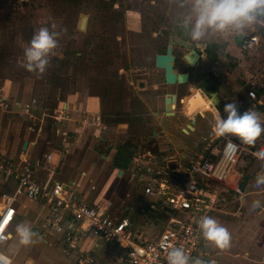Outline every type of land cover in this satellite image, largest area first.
I'll use <instances>...</instances> for the list:
<instances>
[{
  "label": "rangeland",
  "instance_id": "obj_1",
  "mask_svg": "<svg viewBox=\"0 0 264 264\" xmlns=\"http://www.w3.org/2000/svg\"><path fill=\"white\" fill-rule=\"evenodd\" d=\"M178 11L175 0H0V128L5 127L11 133L26 132L30 138L37 137L39 132V138L45 141L43 145L53 149L52 164L58 165L57 178L74 182L71 188L83 184L86 203L96 199L110 201L116 216L124 214V207L131 204L136 186L130 179V171L122 177L118 175L113 160L118 149L126 150V137H135L133 143L146 141L152 131L163 128L162 122L167 121L165 127H171L173 120H179L181 110H185L183 102L178 104V117H170L164 109L167 93L184 98L189 89L206 78L226 103L236 102L241 113L249 107L264 120V107H253L247 98L253 82L258 86L264 84V24L251 27L244 34L218 35L206 46L198 47L180 26ZM83 16L86 25L82 29L79 24ZM41 27L59 33L58 46L50 52L49 65L43 74L30 72L24 66V49ZM250 34H258L259 44L244 50L242 38ZM171 35L193 43L202 55L195 65H187L184 54L188 47L180 42L173 44L174 68L189 73L184 83L167 84L162 69L155 65V54L165 51ZM241 100L247 102L246 109ZM65 101H70L71 109H64ZM61 113L62 119L81 127L79 134L67 127H61L64 136L56 132L59 127L56 116L61 119ZM207 120L210 125L215 124L209 112ZM205 135L209 138L214 132L208 127ZM234 137L243 146L236 173L213 186L218 210L213 211L212 217L229 225L234 232L242 226L249 231L254 229L257 235L264 234V185L256 186V175L264 168V133L252 144ZM199 138L200 134L195 133L193 139L192 136L187 139L198 142ZM20 147L21 144L19 151ZM65 150L70 154L80 152L75 166L73 161L60 158ZM130 150L136 151L132 147ZM84 153L92 155L83 163ZM250 155L255 161L244 171ZM153 160L149 162L163 166L162 159ZM92 162L97 166L93 167ZM79 163L89 170L88 176L82 173L84 169L80 170ZM245 173L250 174L248 189L237 191ZM14 184L9 180L8 189ZM3 192L0 190V197ZM76 197L83 199L80 191ZM257 200L260 206L253 209ZM24 203L26 207L21 212L29 214L33 208L27 200ZM36 203L42 218L46 205L43 200ZM137 208L133 213L125 212L138 220L133 232L142 229L143 237L155 238L163 228L164 215L141 214ZM238 210L239 214H235ZM44 232L50 233L47 229ZM98 244L103 248L94 251V261L106 247L114 250L116 259L120 255L119 247L108 241L98 240ZM37 245L40 246L37 257L42 264H65L68 259L57 248L48 246L42 237Z\"/></svg>",
  "mask_w": 264,
  "mask_h": 264
},
{
  "label": "built area",
  "instance_id": "obj_2",
  "mask_svg": "<svg viewBox=\"0 0 264 264\" xmlns=\"http://www.w3.org/2000/svg\"><path fill=\"white\" fill-rule=\"evenodd\" d=\"M259 41L258 34H250L242 38L241 48L251 50ZM247 96L253 107L264 106V84L258 86L253 82ZM229 142L236 147H229ZM242 147L238 139L227 135L221 143L207 141L199 155L180 166L154 168L143 165L144 160L139 159V169L143 172L135 175L136 187L154 200L152 208L165 215V224L153 239L133 234L131 218L112 215L110 201L86 203L77 199L72 184L55 178L57 166L52 164V151H44L34 160L23 154L20 157L26 160L20 166L14 165L15 157H8L0 151V177L15 183L0 197V232L9 233L20 199L43 200L47 214L41 234H46L44 230L47 229L49 235H59L66 256L74 255L82 237L89 233L124 248L122 264H168L167 253L173 246L182 247L192 260L215 264L199 221L214 209L216 192L213 186L232 176ZM36 168L46 172L44 179L37 178ZM236 190H240L238 186ZM3 224H6L4 228ZM2 245L0 254L11 260ZM76 260L77 264L92 263L87 257Z\"/></svg>",
  "mask_w": 264,
  "mask_h": 264
},
{
  "label": "crops",
  "instance_id": "obj_3",
  "mask_svg": "<svg viewBox=\"0 0 264 264\" xmlns=\"http://www.w3.org/2000/svg\"><path fill=\"white\" fill-rule=\"evenodd\" d=\"M201 57L202 55L199 53V58L197 62L201 59ZM182 100L183 98L180 99L178 95H176V102H175L174 107L172 108L173 114H167V113L166 114L169 115L170 117L172 116V117L177 118L178 116H176V113L178 111L177 110L178 104ZM244 102L247 104L246 101ZM93 103L94 102H92V104ZM62 106L64 107L65 110L71 109L70 101H67V102L65 101L64 104H62ZM258 106H262V105H258ZM164 109H165V103H164ZM246 110L250 111L249 107ZM82 111L87 112L86 109H83ZM62 113L60 117L62 116ZM180 113H181L180 118H178L179 120L178 121L173 120V124L172 125L170 124L171 127H165L167 126L166 124H169L167 121L166 123L162 122L163 128H161V130L152 131L150 137L146 141H140V142L138 141V143L137 142L133 143L132 142L133 137L128 136L125 138L126 145L130 147L129 150L132 147L136 151L130 150L133 153V155L130 159V162L128 163L126 167L124 168L118 167L117 173L119 176L122 177L126 171L128 172L130 171L131 172L130 179L134 181L135 183V175H138L140 174V172H143L142 170L139 169L140 168L139 159L144 160L143 165L153 166L154 168L162 167V166H155L153 162H151L152 164L149 162V161H152L153 159H154L153 161L156 162L155 160L157 158L162 159L160 162L163 164L164 167L165 166H170V167L180 166V165L185 164V162L195 158L197 155H199L203 151L204 145L206 144L207 141L216 140V142L218 143H221L223 141L224 136L216 137L215 135H212L209 138L206 137L205 133L208 127H210V130L213 131L214 126H215V124L210 125V123L208 122L207 120L208 112H206L204 115L200 113H197V115L195 114L194 120L187 117L183 110H181ZM56 117L59 122L58 123L59 127L56 130L57 133L61 134L62 136L65 135V132L63 131L61 132V127H67L68 130H73L75 133H78V134L80 133L81 127L79 126L76 127L73 121L68 120V119H67L68 121L67 120L65 121V119H62V117L61 119L59 118V116H56ZM4 129L5 127L3 129L0 128V151L8 157H15L14 161L21 162L22 160H26L25 157L31 158L33 160L35 158L34 156H38L40 153L44 151L53 152V149L50 146H46L45 144L43 145L45 141L43 140L41 136L39 138V135H40L39 132L37 134V137L30 138L28 137V134L26 132L21 133V131H18L17 133L16 132L11 133L9 130L6 131V129L5 130ZM153 132H156V134L153 135ZM195 133L200 134V138L198 139V142L195 140L187 139L190 136H192V139H193V134ZM81 135H83V133H81ZM185 136H187V138ZM24 138H26V140L28 141L25 151H23L22 149ZM7 139H9L10 141H7ZM133 139H135V137ZM7 143H9V145ZM20 144H21V147L19 151L18 148ZM72 146H74V143ZM23 154L25 155V157H20ZM84 154L86 156L85 158L82 159L83 163L86 160H89V157L92 155L90 153H84ZM146 156H148V160H146ZM73 157H75V160H73ZM79 157H80V152L70 154L69 150L62 151L61 156H60L62 160L63 158H65V160L68 162L73 161L72 162L73 164L77 163V158ZM53 159H54V153H53L52 163L54 161ZM78 161H81V160H78ZM83 163L81 164L79 163L80 170L84 169L82 173L88 176L89 170H85L86 168H83ZM54 165L58 167L57 164H54ZM92 165L93 167L97 166L95 162H92ZM235 173H236V169L234 170L233 174ZM35 174L38 179H44L46 172L42 170L41 168H36ZM57 174L58 172H56L55 178L57 180H60L57 178ZM0 179L2 180V181L0 180V183H1L0 190L10 191L12 188L11 189L9 188L10 190L8 189L9 180L8 181L3 180L1 177ZM70 183L74 185V182H70ZM249 183L250 182H248L247 180L243 190L248 189ZM74 189H75L74 192L76 194L78 191H80L83 197V199L81 200L83 201L84 198H86L84 196L86 195V192H87L83 184H81V186L79 185L78 187H75ZM25 200H27V203L31 205L33 208L32 212H30L29 214L21 212V209L22 208L24 209L26 207V204L24 203ZM130 201H131V204L124 207V214H122L121 216H127L125 212L133 213V210L136 206H138L137 208L138 212H140L141 214L149 213L151 215V214H158L160 212L157 209H154L151 207V204L154 202V200L150 196L144 194L142 189L139 187L138 188L136 187L134 194H132ZM93 202H99V201L96 199L89 203H93ZM38 207H39L38 204L34 200L20 199V201L16 203L15 216L8 228V231L9 233H11L12 238L9 239L7 242H5L1 247L2 250L11 258V264H42L41 262H39V258L37 257V254L40 248V246H38L37 244H38V241H40V237L43 238V241L48 246L57 248L63 254V256L68 258L64 260L65 264H75L74 260H76V258L78 257H82L84 259L87 257L88 259L92 260L91 262L93 264H122V256L125 253V249L122 248L121 246L112 244L109 241L108 242L110 244L119 247L120 255H117V259H116V255H114V250H111L108 247H106V249L104 248V250L100 253L98 260L94 261L93 256H92L94 251L96 249L101 250L103 248L101 244H98V240H105V239H98L89 233L82 237L81 241L79 242L76 248L74 255L66 256L63 253L62 244L58 240L59 235L55 234V236H51V235L41 234L42 233V222L44 220L45 215L47 214V207L45 206L46 210L42 212V215H43L42 218L40 217L41 212L37 211L39 210ZM112 207L113 206L111 205V213L112 215L116 216ZM214 208L215 209L209 212L208 214L209 217L213 216V211L218 210L216 209L217 207L215 205H214ZM234 212L235 214L236 212L239 214L240 210L234 211ZM161 214L163 213L161 212ZM121 216H116V217H121ZM164 218H165V215H164ZM27 220L30 221L27 225H30L32 230L36 232L38 235L33 238L34 243L25 246V245L19 244V238L16 235L15 229L18 224H21V223L24 224ZM131 221H132V228H134V224L137 223L138 220L131 219ZM164 224H165V221H164ZM219 224L226 227L229 230L231 234V240H230V246L227 249H220L214 243L207 240L208 249L213 253L214 258L216 260L215 264H264V234L263 233H260L259 235H257L254 229H251L249 231L247 230L246 227L243 229L242 226L241 228L240 227L237 228L236 232H234L230 229L229 225H224L221 222H219ZM262 228L264 229V225L262 226ZM137 233L141 234L143 237L142 229L138 231ZM133 234L135 233L133 232ZM7 249L10 251L6 252ZM92 263L84 261L82 264H92ZM57 264H62V263L59 262Z\"/></svg>",
  "mask_w": 264,
  "mask_h": 264
},
{
  "label": "clouds",
  "instance_id": "obj_4",
  "mask_svg": "<svg viewBox=\"0 0 264 264\" xmlns=\"http://www.w3.org/2000/svg\"><path fill=\"white\" fill-rule=\"evenodd\" d=\"M178 8L180 26L187 32L190 40L198 47H204L213 37L225 33L244 34L257 24H264V0H175ZM59 33L50 32L47 27L36 31L24 49L25 68L30 72L43 74L49 65L48 56L58 46ZM224 116L217 111L214 135L222 137L228 134L238 137L247 144L264 133V120L255 111H239L236 102L226 103ZM229 147L236 146L229 142ZM264 185V168L256 175V186ZM260 206L254 201L252 208ZM199 228L204 239L214 243L220 249L230 246L231 234L216 219L207 215L201 217ZM19 244L34 243V232L30 225L18 224L15 229ZM11 233L0 232V245L11 239ZM168 264H204L200 259L192 260L182 247L173 246L167 253ZM0 264H11V260L0 254Z\"/></svg>",
  "mask_w": 264,
  "mask_h": 264
},
{
  "label": "water",
  "instance_id": "obj_5",
  "mask_svg": "<svg viewBox=\"0 0 264 264\" xmlns=\"http://www.w3.org/2000/svg\"><path fill=\"white\" fill-rule=\"evenodd\" d=\"M85 25H86V17L83 16L80 20L79 27L83 29V28H85ZM177 42H180V43H182L188 47L189 51L186 54H184V60H186L188 62V64L194 65L199 58V53L196 51L195 45L193 43H188L187 41L179 40L178 38L171 35L167 41V46H166L165 52L155 54V65L159 66L163 70L164 81L167 84H177V83H184V82L188 81V73L187 72H185V71L184 72H178L177 69L174 68L175 56L173 54V44L177 43ZM207 93H208V96H210V98L214 100V102L217 105V108L220 110V108L218 107V105H219L218 98L213 97L211 95V93H209V92H207ZM169 100H173L175 102L176 94L167 93L165 95V98H164L166 113L167 114H173L172 108H170V106L168 104ZM220 112H221V110H220ZM155 134H156V132H153V135H155ZM27 144H28V141L25 140L23 142V145H22L23 151H25ZM109 148H111V146H109ZM248 177H249L248 173L243 174L242 179L239 183V189L240 190L244 189L245 184L248 180Z\"/></svg>",
  "mask_w": 264,
  "mask_h": 264
},
{
  "label": "flooded vegetation",
  "instance_id": "obj_6",
  "mask_svg": "<svg viewBox=\"0 0 264 264\" xmlns=\"http://www.w3.org/2000/svg\"><path fill=\"white\" fill-rule=\"evenodd\" d=\"M185 63L189 65L186 60H185ZM188 79H189V73H188ZM207 92L211 93L213 97L218 98V101H219L218 107L220 108L222 113L217 108V105L214 102V100L211 99L210 96H208ZM182 102H183L184 109H185L184 111H186L185 112L186 116L191 118L192 120L195 119V114L197 113L204 115L206 112H209V114L212 115V118H214V120H216L217 111H219L221 116L225 115V113L223 112V107L226 104V102L218 94L214 86L209 81H207L206 78H203L199 82V85L197 87L189 89L185 97L183 98ZM241 105L242 107H245V109L247 108V104L243 100H241Z\"/></svg>",
  "mask_w": 264,
  "mask_h": 264
},
{
  "label": "trees",
  "instance_id": "obj_7",
  "mask_svg": "<svg viewBox=\"0 0 264 264\" xmlns=\"http://www.w3.org/2000/svg\"><path fill=\"white\" fill-rule=\"evenodd\" d=\"M125 148L126 150L124 151L118 149L117 154L113 160V165L115 167L124 168L130 162L133 153L129 150L130 147L128 145H125ZM124 153L126 154L124 155ZM254 161H255V157L251 156L250 159H248L247 163L245 164L243 170L246 171L251 165H253Z\"/></svg>",
  "mask_w": 264,
  "mask_h": 264
},
{
  "label": "bare ground",
  "instance_id": "obj_8",
  "mask_svg": "<svg viewBox=\"0 0 264 264\" xmlns=\"http://www.w3.org/2000/svg\"><path fill=\"white\" fill-rule=\"evenodd\" d=\"M156 66H157V65H156ZM157 67H159V66H157ZM159 68H160V67H159ZM175 102H176V100H175ZM175 102H174L173 100H169L168 104H169L170 108H173V107H174ZM24 162H25V160H22L21 162L14 161V165H15V166H20V165H22ZM2 226H3V228H4V227L6 226V224H5V225L3 224Z\"/></svg>",
  "mask_w": 264,
  "mask_h": 264
}]
</instances>
